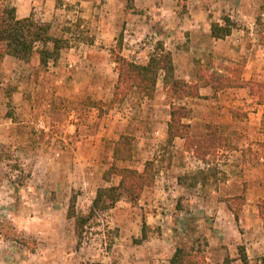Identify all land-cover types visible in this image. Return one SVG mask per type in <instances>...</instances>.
<instances>
[{"label": "rangeland", "instance_id": "374dc122", "mask_svg": "<svg viewBox=\"0 0 264 264\" xmlns=\"http://www.w3.org/2000/svg\"><path fill=\"white\" fill-rule=\"evenodd\" d=\"M0 2L14 5L19 17L50 22L54 35L69 40L55 62L41 64L38 44L29 61L4 59L1 66L0 264H170L179 247L193 250L206 264H244L240 250L249 258L252 242L248 264H264V246L259 245V203L264 199L246 200L245 167L233 153L242 143L233 136L239 123H216L208 117L195 131L188 119L192 112L183 119L190 127L189 142L180 136L170 141L172 98L163 74L154 98L134 90L109 106L119 77L116 57L147 63L159 41L171 50L178 77L200 83L199 70L229 76L216 68L224 63L212 58L211 38L195 42L207 35L204 29L210 24L230 17L226 0H134L133 8L127 0ZM183 48L189 49L187 58ZM10 85L17 87L12 97L6 94ZM211 87L215 98L227 90ZM201 97L206 96L200 92L173 101L192 110L189 102ZM216 132L226 137V146L204 160L197 157L192 136ZM122 136L131 138L132 156L117 160L114 151ZM149 160L154 161V184L139 200L123 198L100 213L79 244L75 219L68 215L73 197L76 210L88 212L99 187L120 182L117 174L105 176L112 165L142 170ZM209 167L219 172L206 182H179L180 175Z\"/></svg>", "mask_w": 264, "mask_h": 264}, {"label": "trees", "instance_id": "16d2710c", "mask_svg": "<svg viewBox=\"0 0 264 264\" xmlns=\"http://www.w3.org/2000/svg\"><path fill=\"white\" fill-rule=\"evenodd\" d=\"M127 6H134V0H127ZM82 21V18H79ZM78 20V21H79ZM79 25L81 22H78ZM236 23L230 17L224 18V23L213 22L211 24V35L214 38H225L231 34ZM90 41H93L91 38ZM0 70L6 56L29 61L38 44L41 64H48L49 61H57L61 55L62 49L66 48L69 40L64 37L54 35L52 24L37 20L32 15L19 17L17 9L12 4H3L0 2ZM157 52L153 54L147 63H137L126 59L123 56H117L119 77L115 86V92L109 106L116 102H122L132 91L136 90L142 97L154 98L157 90L158 78L163 74L164 86L166 87L171 102V121L169 122V140L172 141L176 136L190 139L189 124L184 123L183 119L191 116L192 110L186 104L176 105L173 100H184L188 97H197L200 95V87L211 85L215 90L235 86L236 80L240 79L239 86H250L251 93L260 96L264 101V81H242V68L230 69L232 74L229 76H218L214 73L206 75L202 71H197V77L200 83L189 82L176 75V68L173 61L171 50L167 49L164 42L159 41ZM1 72V71H0ZM205 76V78H204ZM1 77V73H0ZM0 78V85H1ZM17 87L9 86L6 94L12 97ZM193 153L201 159H206L208 155L213 154L219 148L226 146V137L216 133H211L208 137L197 138L192 136ZM190 144V143H189ZM188 146V145H187ZM264 149V142H260ZM133 144L130 137L122 136L117 142L114 157L117 160H125L132 156ZM219 172L217 167L200 169L196 172L186 173L179 176V182L188 186H195L199 181L206 182L209 177L216 176ZM113 174L121 177L118 184L101 186L97 189L95 198L88 212H78L76 210V198L73 197L69 206L68 215L75 219V228L79 237V244L87 232L91 222L103 212L110 208L123 198L130 201H137L146 187L152 186L155 182L154 161L146 162L144 169L138 170L129 167H118L112 165L105 176L110 179ZM189 182V183H188ZM235 199V198H234ZM229 209L233 211L236 219H239L238 211L229 203ZM259 212L263 221L264 236V200L259 203ZM147 223H143V235L146 236ZM241 260L244 264L249 263V258L245 250H240ZM264 263V256L261 258ZM94 264H111L108 262H95ZM170 264H206L205 260L198 259L193 255V250H187L183 247L176 249L171 257Z\"/></svg>", "mask_w": 264, "mask_h": 264}, {"label": "crops", "instance_id": "0c3cea01", "mask_svg": "<svg viewBox=\"0 0 264 264\" xmlns=\"http://www.w3.org/2000/svg\"><path fill=\"white\" fill-rule=\"evenodd\" d=\"M225 5L231 11L229 16L237 26L225 38L217 39L211 35L210 24L204 29L207 35L202 34V38L195 41L196 44H200V39L206 42L207 37L211 38L212 58L219 64L224 63L216 66L219 71H226L231 75L230 69L238 65L242 67L241 79L247 82L264 80V31L260 29V20L264 21V0H226ZM197 31L200 35V30ZM197 31L194 30V33ZM201 46L204 44L201 43ZM182 54L187 58L189 49L183 48ZM186 58L181 63L184 68L188 64ZM8 60L13 61L14 57L6 56L5 62ZM202 61L204 62V58ZM200 92L201 96L206 97L195 98L193 103L189 102L193 112L188 118L189 122L194 129L200 123L208 121V117L216 123L223 120L235 125L239 123V132L232 135L242 143L233 153L241 156L239 162L245 167V181L248 182L246 200L248 203H258L264 199V149L260 146V142H264V101L260 96L251 94L250 86H229L227 90L219 92L216 98L212 96L214 91L211 86H203ZM239 109L243 110V116L239 114ZM222 115H225V119H222ZM250 206L255 207L254 204ZM259 238V245L264 246L263 234ZM248 246L249 259L252 262L255 245L252 242Z\"/></svg>", "mask_w": 264, "mask_h": 264}]
</instances>
